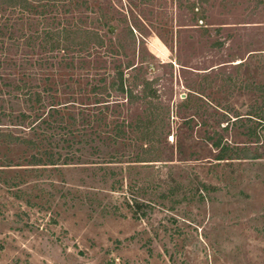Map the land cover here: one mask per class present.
Masks as SVG:
<instances>
[{
  "label": "rangeland",
  "instance_id": "rangeland-1",
  "mask_svg": "<svg viewBox=\"0 0 264 264\" xmlns=\"http://www.w3.org/2000/svg\"><path fill=\"white\" fill-rule=\"evenodd\" d=\"M0 264H264V0H0Z\"/></svg>",
  "mask_w": 264,
  "mask_h": 264
},
{
  "label": "trees",
  "instance_id": "trees-1",
  "mask_svg": "<svg viewBox=\"0 0 264 264\" xmlns=\"http://www.w3.org/2000/svg\"><path fill=\"white\" fill-rule=\"evenodd\" d=\"M226 127V126H225ZM121 131L123 132V133H125V130L122 128L121 129ZM221 139H217V140H213L212 141V143L215 145V146H217V147H220V145H221ZM228 147L229 146H225V144L224 145H222V147L220 148V153H219V156H218V158H223V157H225V156H227L228 155ZM252 156H254V153L253 152H251L249 149L247 150V152H245V157H252ZM53 157V156H52ZM68 157V156H67ZM68 160H72V158L71 157H68L67 158ZM56 161V158H51L50 159V163H57V162H55ZM66 162V161H65ZM68 162H70V161H68ZM136 202H135V204H134V207H135V213L137 212V211H139V209L142 207V203L140 202V201H137V200H135ZM138 213V212H137Z\"/></svg>",
  "mask_w": 264,
  "mask_h": 264
}]
</instances>
